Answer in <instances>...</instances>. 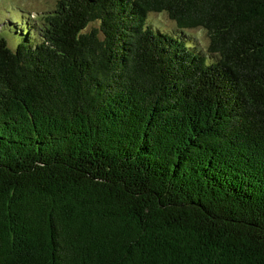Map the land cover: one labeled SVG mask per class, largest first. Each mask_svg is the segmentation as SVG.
<instances>
[{
  "label": "trees",
  "instance_id": "1",
  "mask_svg": "<svg viewBox=\"0 0 264 264\" xmlns=\"http://www.w3.org/2000/svg\"><path fill=\"white\" fill-rule=\"evenodd\" d=\"M30 27L0 38V264H264V0H58Z\"/></svg>",
  "mask_w": 264,
  "mask_h": 264
},
{
  "label": "rangeland",
  "instance_id": "2",
  "mask_svg": "<svg viewBox=\"0 0 264 264\" xmlns=\"http://www.w3.org/2000/svg\"><path fill=\"white\" fill-rule=\"evenodd\" d=\"M58 0H0V38H5L10 49H15L16 39L19 36L12 35L9 30L19 32L21 23L26 21L31 28L37 26V22L43 15L52 12ZM150 28L165 33H180L182 37L197 51L204 52L207 49V34L202 29L179 31L174 22L169 20L166 14L151 13L147 18ZM97 27V23L91 24L88 29ZM23 33V31L21 32Z\"/></svg>",
  "mask_w": 264,
  "mask_h": 264
}]
</instances>
